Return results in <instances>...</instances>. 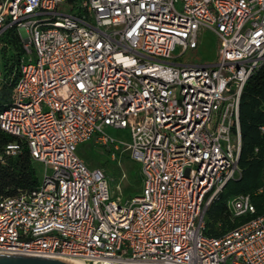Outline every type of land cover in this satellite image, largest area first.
I'll return each mask as SVG.
<instances>
[{
    "label": "built area",
    "instance_id": "2783aa9c",
    "mask_svg": "<svg viewBox=\"0 0 264 264\" xmlns=\"http://www.w3.org/2000/svg\"><path fill=\"white\" fill-rule=\"evenodd\" d=\"M8 31L22 55L0 129L17 141L0 165L25 151L39 181L0 195V253L264 264V214L217 237L204 219L240 175V99L264 65V0H0V37ZM205 31L214 60L183 61ZM109 128L129 130L121 143L140 164L141 192L124 202L78 154L96 137L118 148ZM228 205L255 212L249 195Z\"/></svg>",
    "mask_w": 264,
    "mask_h": 264
},
{
    "label": "trees",
    "instance_id": "16d2710c",
    "mask_svg": "<svg viewBox=\"0 0 264 264\" xmlns=\"http://www.w3.org/2000/svg\"><path fill=\"white\" fill-rule=\"evenodd\" d=\"M8 41L12 42L3 47V89L0 93V111L8 103L14 92L17 78V66L22 55L20 40L14 31L4 34ZM3 35V36H4ZM5 43V42H4ZM239 119L242 136V150L239 156L240 178L228 181L223 189L211 202L205 221V233L208 236H220L226 231L234 229L243 222L264 214V193L253 195L252 175L246 168V153L259 143L258 129L264 127V65L256 70L244 85L239 108ZM17 141V138L6 134L0 129V150L7 143ZM39 171L29 160L24 151L20 155L7 158L4 165H0V195L13 196L19 191L33 189L39 181ZM243 194L249 195L255 212L248 215L235 217L227 210V199L231 196ZM228 212L234 217L229 219ZM219 224L216 227V224Z\"/></svg>",
    "mask_w": 264,
    "mask_h": 264
},
{
    "label": "rangeland",
    "instance_id": "374dc122",
    "mask_svg": "<svg viewBox=\"0 0 264 264\" xmlns=\"http://www.w3.org/2000/svg\"><path fill=\"white\" fill-rule=\"evenodd\" d=\"M0 41L12 45V42L8 41L5 35L0 37ZM216 51V36L209 31H205L200 37L198 50L191 53L187 52L182 57V60L195 63H209L214 60ZM3 58L4 50L0 47V93L4 87L2 82L4 73ZM106 132L116 140L118 148H115V144L103 143L96 137L90 142L81 145L78 154L90 169L100 168L105 172L109 184V195L113 198H119L124 202L129 198L139 195L141 192L140 164L130 158L125 145L121 143H128L130 141L128 129L115 130L109 128ZM226 204L228 210L229 205L228 203ZM210 206L205 211L204 219L206 222L208 221L207 212ZM228 215L229 219H234L230 212H228ZM218 226L219 224L217 223L216 227Z\"/></svg>",
    "mask_w": 264,
    "mask_h": 264
},
{
    "label": "crops",
    "instance_id": "0c3cea01",
    "mask_svg": "<svg viewBox=\"0 0 264 264\" xmlns=\"http://www.w3.org/2000/svg\"><path fill=\"white\" fill-rule=\"evenodd\" d=\"M239 131H240V140H241V150H242V136H241V126L239 119ZM258 138L259 143L254 145L252 150L248 151L246 154V168L248 174L252 175V183H255L256 186L253 188V195L259 196L264 193V127H259L258 129ZM240 150V152H241ZM237 178H240L237 177ZM236 178V179H237ZM241 195V194H237ZM231 196L227 199V203L229 204L231 199L235 196Z\"/></svg>",
    "mask_w": 264,
    "mask_h": 264
},
{
    "label": "water",
    "instance_id": "95a60500",
    "mask_svg": "<svg viewBox=\"0 0 264 264\" xmlns=\"http://www.w3.org/2000/svg\"><path fill=\"white\" fill-rule=\"evenodd\" d=\"M0 264H76L64 258L0 253Z\"/></svg>",
    "mask_w": 264,
    "mask_h": 264
},
{
    "label": "bare ground",
    "instance_id": "6f19581e",
    "mask_svg": "<svg viewBox=\"0 0 264 264\" xmlns=\"http://www.w3.org/2000/svg\"><path fill=\"white\" fill-rule=\"evenodd\" d=\"M64 259H67V260H69L71 262H74L76 264H85V263H83L82 261H80L79 259H76V258H64Z\"/></svg>",
    "mask_w": 264,
    "mask_h": 264
}]
</instances>
